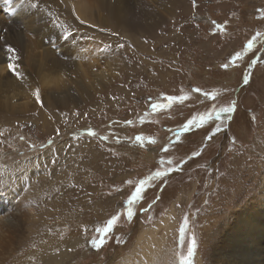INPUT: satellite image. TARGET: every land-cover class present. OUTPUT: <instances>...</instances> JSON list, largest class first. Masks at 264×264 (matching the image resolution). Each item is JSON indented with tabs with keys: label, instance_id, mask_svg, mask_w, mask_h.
Masks as SVG:
<instances>
[{
	"label": "rangeland",
	"instance_id": "rangeland-1",
	"mask_svg": "<svg viewBox=\"0 0 264 264\" xmlns=\"http://www.w3.org/2000/svg\"><path fill=\"white\" fill-rule=\"evenodd\" d=\"M52 2L17 21L21 9L0 0V264H212L236 215L260 229L235 262L252 264L264 247V0ZM11 23L15 48L3 44Z\"/></svg>",
	"mask_w": 264,
	"mask_h": 264
},
{
	"label": "bare ground",
	"instance_id": "bare-ground-1",
	"mask_svg": "<svg viewBox=\"0 0 264 264\" xmlns=\"http://www.w3.org/2000/svg\"><path fill=\"white\" fill-rule=\"evenodd\" d=\"M6 1H11V0H6ZM175 1V0H174ZM8 3H10V2H8ZM55 3V2H54ZM52 4H53V2H52V0H13V4H11L14 8H18V9H21L20 10V12L16 15L13 11V13H14V15L12 14V17H14V19L15 20H17V21H20L21 19H26V18H29V17H31V15L32 14H35V13H38L39 14V12H44L43 14L44 15H47V11H48V13H50V12H52V11H54L53 9H51L50 7L52 6ZM88 4H89V1H88ZM88 4H87V6H88ZM112 4V3H111ZM11 5H9V6H11ZM113 5V4H112ZM173 5V4H172ZM87 6H85V4H84V6H83V4L82 5H80V7H79V10L81 11V12H85V11H87L88 10V8H87ZM90 10H91V3H90ZM115 6V5H114ZM116 7V6H115ZM73 9H76V7L75 8H73ZM77 10V9H76ZM114 10V9H113ZM108 11V10H107ZM120 11V10H119ZM118 11V12H119ZM11 12V13H12ZM109 12V11H108ZM54 13V12H53ZM79 13V12H78ZM42 14V13H41ZM81 14V13H80ZM89 14V13H88ZM115 14V13H114ZM54 15L56 16V13H54ZM54 15H51V17H54ZM82 15V14H81ZM116 15V14H115ZM40 15H38V17H39ZM117 16V15H116ZM118 16H119V14H118ZM44 17V16H43ZM43 17H39V19L40 18H43ZM47 17H49V16H47ZM85 18V17H84ZM121 18H123V17H121ZM45 19H46V21H45V23H47L48 24V21H47V18H46V16H45ZM50 19V18H49ZM55 20V19H54ZM117 20V19H116ZM121 20V19H120ZM44 21V20H43ZM61 21V20H60ZM42 22V21H41ZM64 22V21H63ZM68 22H70V21H68ZM18 23V22H17ZM71 23V22H70ZM21 24V23H20ZM119 24V23H118ZM16 26V25H15ZM21 26V25H20ZM59 26V25H58ZM79 26V25H78ZM61 30V29H60ZM59 30V31H60ZM72 30V29H71ZM58 31V30H57ZM63 30H61L59 33H63L62 32ZM86 31V30H85ZM85 31H83L84 33H85ZM37 32V31H36ZM65 32H67L66 30H65ZM75 32V31H74ZM77 32H78V30H77ZM87 32V31H86ZM38 33H41L40 32V30H39V32ZM58 33V34H59ZM42 34H44L45 36L47 35L48 36V38H46L47 40V42H49V43H51L52 41H56V40H58V39H55L52 35H49V34H46V33H41L40 35H42ZM76 34V33H75ZM60 35V34H59ZM63 35V34H62ZM78 35V34H77ZM19 36V33L16 31V29H15V27H14V24L13 23H11L10 25H9V27L7 28V30H6V32H5V34H4V38H3V44H13L12 46H13V48H15V44L17 43L15 40H16V38ZM73 36H75V35H73ZM43 37V36H42ZM42 37H39L38 38V40L37 41H35V43H36V46L37 47H42L43 45H45L44 43H43V41H42ZM59 38V37H58ZM71 38V37H70ZM75 38V37H74ZM73 38V39H74ZM69 40V39H68ZM71 40V39H70ZM58 42V41H57ZM78 42V41H77ZM77 42H76V44H77ZM60 44H62L61 42H59ZM71 43V42H70ZM28 44V43H27ZM26 44V45H27ZM65 44V43H64ZM72 44V43H71ZM74 44V43H73ZM78 44H81V41H80V43H78ZM84 44V43H83ZM17 45V44H16ZM88 45V47L90 48V46H89V44H87ZM31 46V45H30ZM77 46V45H76ZM61 47H62V45H61ZM71 47V46H70ZM83 48H85L84 46H82ZM60 48V47H59ZM62 49V48H61ZM67 49V48H66ZM91 49V48H90ZM26 50H27V48H26ZM31 50V49H30ZM64 50V49H63ZM70 50V49H69ZM72 50H74V48L72 49ZM72 50H71V52H72ZM82 50V49H81ZM95 50V49H94ZM98 50V49H97ZM28 52H29V50H28ZM61 52V51H60ZM67 52H69L68 50H67ZM74 52V51H73ZM64 53H66V52H64ZM93 54H95L94 52H93ZM93 54H91V53H89V52H87V51H85L84 52V54L82 55L83 57H85V56H87V55H89V57L91 58V60H90V63H91V65L93 64L94 65V61H93V58H95V57H93L92 55ZM65 55V54H64ZM30 56V55H29ZM88 57V56H87ZM88 57V58H89ZM93 57V58H92ZM65 58V57H64ZM81 58V57H80ZM18 60V59H17ZM52 66V65H51ZM56 67V66H55ZM2 68V67H1ZM47 68V67H46ZM58 69V68H57ZM69 69V68H68ZM67 70V69H66ZM65 72V71H64ZM53 73V72H52ZM54 74V73H53ZM47 75V74H46ZM2 76V75H1ZM59 76V75H58ZM46 78V76H42L41 78H40V81L38 82L39 84H42V81H44V80H46L45 79ZM52 78L53 77H51L48 81H51L52 80ZM99 78V77H98ZM104 80V75H102V77L100 78V80ZM98 80V79H97ZM101 80V81H102ZM55 82H58L59 83V79H56V80H52V82L51 83H55ZM98 82V81H97ZM63 83V82H62ZM43 84H45V81L43 82ZM41 85V86H43L42 88H44V85ZM38 85V84H37ZM46 85V84H45ZM39 86V85H38ZM55 87H58L59 88V85H56ZM41 88V87H40ZM104 88V87H103ZM18 95V94H17ZM24 95H26V94H24ZM27 96V95H26ZM30 96V95H29ZM27 98H29V97H27ZM13 99V98H12ZM19 100V99H18ZM155 149L157 150V148L155 147ZM159 149V148H158ZM151 160L154 158V157H156V154L157 153H154V148L153 149H150L147 153H145ZM178 195L176 196V198H175V200H174V202H173V204H171V207L169 208L170 209V212L171 211H175L176 210V208H175V206H178L177 204H178V202H180L179 200L180 199H183L184 197H185V188H181L179 191H178ZM1 205V204H0ZM58 208V207H57ZM262 207H261V205H259V206H256L255 208H254V211H256L255 213H256V218H262L263 220H264V210H262L261 209ZM170 212L169 213H167L165 216H164V218L163 219H165L166 221V223L167 222H169L168 223V227H170V225H172V227L175 225V217H174V219H173V221H170V218H172L171 217V215L172 214H170ZM176 213V212H175ZM176 216V215H175ZM9 219V218H8ZM8 219H4V222L6 223V225L5 226H7V228H5L6 229V233H8V232H11V229L9 230V227H8V225L11 227V228H13V225H12V221L11 220H8ZM1 221V220H0ZM15 221V220H14ZM17 221V220H16ZM15 221V222H16ZM234 223L225 231V234H224V236H223V238L225 239L224 241H222V240H220V242H219V247L218 248H215L214 249V251H213V256H212V264H222V262H223V260L226 258V256L230 253V264H235V262L237 261V260H240L241 258H242V252H241V250L243 249V246H244V248H245V250H249L250 252H253L254 250L253 249H249V248H253L254 247V245H249V241H252V240H254V239H258L259 237H258V231L260 230V229H257V228H254V229H249V228H247L248 226H247V224H246V220H244L243 222H242V220H241V217H239V215H236V218H235V220L233 221ZM2 223V222H1ZM158 223V222H157ZM4 224V223H3ZM258 225H264V224H258ZM2 226V225H1ZM17 226V225H16ZM158 226V225H157ZM17 228V227H16ZM13 229H15V228H13ZM15 230H20V228L18 227L17 229H15ZM152 231H154V230H152ZM151 232V231H150ZM167 232V231H166ZM250 235V237L248 236V234ZM166 234V233H165ZM155 238V237H154ZM153 237H152V239H154ZM161 238V237H160ZM230 239V240H229ZM156 240V239H155ZM158 240V239H157ZM161 241V240H160ZM155 242V241H154ZM157 242V241H156ZM38 243V242H37ZM40 243H41V241H40ZM158 243V242H157ZM36 245V244H35ZM156 245V244H155ZM158 245V244H157ZM228 245H230V250L227 248V246ZM1 246H3V248L4 249H6V246H7V241L5 240V244H1ZM0 246V247H1ZM33 246V245H32ZM36 246H38V244L36 245ZM158 247H160V246H158ZM49 249L50 248V246L49 245H44V244H42L41 245V249ZM1 249V248H0ZM3 249V250H4ZM40 249V250H41ZM2 250V249H1ZM7 250V249H6ZM157 252H159V251H157ZM32 253V252H31ZM152 253H154V252H152ZM156 254V253H155ZM153 255V254H152ZM245 255V259L247 258V254H243V256ZM34 256V259L37 257V255H33ZM68 256V255H67ZM30 258H32V256H29V259ZM45 255L44 254H42V255H40V257L39 258H37L36 260H38V262H41V261H43V262H45ZM155 258V257H154ZM176 258V257H175ZM52 259V262H53V264H57L58 262H60V261H56V259L54 260L53 259V257L51 258ZM157 259V258H156ZM245 259H243V260H245ZM35 260V261H36ZM67 260V259H66ZM250 260V259H249ZM248 260V261H249ZM29 262H31L30 260H28ZM48 261H50V260H48ZM198 261V260H197ZM63 262V261H62ZM64 262H66V261H64ZM243 262V261H242ZM242 262H239L238 264H243ZM250 262H252V264L253 263H257V264H264V247H263V249L262 250H260V251H257L256 250V252L253 254V256H252V259L250 260ZM22 264H24V263H22ZM26 264V263H25Z\"/></svg>",
	"mask_w": 264,
	"mask_h": 264
},
{
	"label": "snow or ice",
	"instance_id": "snow-or-ice-1",
	"mask_svg": "<svg viewBox=\"0 0 264 264\" xmlns=\"http://www.w3.org/2000/svg\"><path fill=\"white\" fill-rule=\"evenodd\" d=\"M193 3H195V0H193ZM248 43H249V47H251L253 41L250 40ZM119 47H123V45H119ZM7 51H8V53H9V57H8L9 61H14L15 59H17V57L14 55V53H15V49H13L11 46H7ZM237 55H239V54H237ZM224 67H227V65H224ZM8 68H9L10 70H12V71H15V69H14V65H13V63H11V62L8 64ZM15 74H16L18 77L20 76V73H18V72L15 73ZM248 80H249V76H245V77H244V82L247 83ZM196 91L199 92L200 89H196ZM35 94H36V96H37V99H39V90H38V89L36 90V93H35ZM176 99H178V98H177V97H168L169 104H170L172 101L176 100ZM180 99H183V97H181ZM233 106H234V102H233ZM152 107L155 109V108H158V107H163V105L154 104V105H152ZM232 110H233V107H223V108L220 109V111H221V112H224V113L231 112ZM211 119H212V114H211V113H206L204 116H201V117H200V122H205V121H207V120H211ZM194 123H197V121H196L195 119L188 121V123H186V124L184 125V130H188L189 127H190L192 124H194ZM218 130H219V129H217V131H218ZM211 138H212V137H209V139H211ZM164 175H165V173H162V172L157 171V172H155L152 176H150V177H148V178H146V179H142V180H140V182H139V186H137V187L135 188L134 192L131 194V196L128 198V201H127L129 207L127 208V212H126V214H127L128 217H133V216H134V211H133V208L131 207V205H133L137 200H139V199L142 198V195H143L144 191L146 190V189L144 188V185L148 184L149 181L154 180V179L159 178V177H162V176H164ZM116 219H117V217H116V216H113V217L107 222V226H106V228L104 229V232H105L106 234H107V232H109V231L111 230V228L113 227L114 221H115ZM181 232H183V228L181 229ZM103 242H104V241L101 240L100 243L103 244ZM97 246H99V245H97ZM184 264H190V262L187 261V260H185V261H184Z\"/></svg>",
	"mask_w": 264,
	"mask_h": 264
}]
</instances>
